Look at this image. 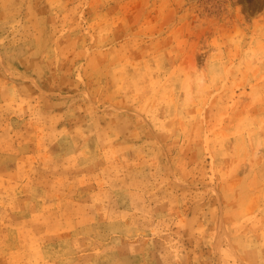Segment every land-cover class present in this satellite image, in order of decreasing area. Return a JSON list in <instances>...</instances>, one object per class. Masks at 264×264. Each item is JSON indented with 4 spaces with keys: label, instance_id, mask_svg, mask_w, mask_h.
Here are the masks:
<instances>
[{
    "label": "rangeland",
    "instance_id": "rangeland-1",
    "mask_svg": "<svg viewBox=\"0 0 264 264\" xmlns=\"http://www.w3.org/2000/svg\"><path fill=\"white\" fill-rule=\"evenodd\" d=\"M0 264H264V0H0Z\"/></svg>",
    "mask_w": 264,
    "mask_h": 264
}]
</instances>
